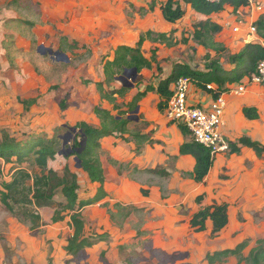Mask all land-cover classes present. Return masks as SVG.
I'll return each instance as SVG.
<instances>
[{
  "label": "rangeland",
  "instance_id": "1",
  "mask_svg": "<svg viewBox=\"0 0 264 264\" xmlns=\"http://www.w3.org/2000/svg\"><path fill=\"white\" fill-rule=\"evenodd\" d=\"M153 1L156 8L151 11ZM164 2L0 0V143L33 138L52 142L57 152L47 167L58 176L68 167L76 176L78 198L93 200L97 186L77 168L71 155L80 149V134L71 133L67 145H62L67 127L85 122L98 128L92 110L101 105L113 115L124 113L130 131L154 138L157 124L166 120V107L160 108V99L151 92L138 103L135 113L129 110L133 97L168 77L175 63L202 72L211 61H218L224 69H232L230 56L252 43L247 35L250 22L264 17V0L260 9H244L239 14L224 6L220 13L203 18L221 28L213 37L214 47L205 48L193 37L202 16L176 1L185 15L171 24L158 8ZM148 31L152 35L143 44L142 56L151 69L138 74L135 81L130 71L120 73L117 79L122 81L115 80L109 88L120 89L122 82L132 88L114 105L102 102L95 83L103 80L104 61L120 45L133 47ZM160 34L168 42H157ZM39 46L53 54L49 56L44 49L41 52L46 54H39ZM191 87L198 95L203 92ZM229 95L233 94L226 93L225 99ZM149 126L154 131L147 134ZM111 138L102 139L98 151L108 196L81 212L84 238L93 241L103 235L104 239L74 260L65 249L72 234L68 214L62 213L63 218L54 222L53 207H40L33 199L39 170L29 163L17 164L15 159L9 163L0 159V264H103L101 251L107 264H205V256L214 251L246 242L243 254L247 257L256 241H264V157H257L256 173L249 174L246 171L252 165L233 160L235 155L228 148L223 167L215 170L217 157L213 155L211 173L196 184L189 176L190 162H179L173 144H164L167 136H158L150 150L145 144L137 148L135 142H128L132 140L129 135ZM13 181L16 187L7 194L4 184ZM4 195L8 196L6 205L1 201ZM55 202H63L60 194ZM213 202L228 206L227 228L214 236L210 228L205 232L191 229V217ZM219 264L238 263L230 258Z\"/></svg>",
  "mask_w": 264,
  "mask_h": 264
},
{
  "label": "trees",
  "instance_id": "2",
  "mask_svg": "<svg viewBox=\"0 0 264 264\" xmlns=\"http://www.w3.org/2000/svg\"><path fill=\"white\" fill-rule=\"evenodd\" d=\"M176 1L189 6L195 13L207 18L223 11L226 5L232 7L235 11L247 6L246 0H222L217 4L208 3L205 0H165L164 3L159 5V8L165 21L171 24L181 20L185 15L180 6L176 5ZM155 8L156 3L153 1L149 10L153 11ZM254 25L260 42L249 43L238 54L230 56L229 63L233 66L232 69H224L218 61H211L202 72L196 71L186 64L175 63L168 77L159 79L155 87H147L145 91L139 92L133 97L129 110L136 109L138 103L151 92L160 99V108L166 107L172 97L173 86L180 78H188L198 89L210 95L211 91L207 90L209 85H212L217 93H224L229 88L242 83L246 78L256 73L258 63L264 60V17L257 20ZM220 30L221 28L218 25L208 19L202 20L195 25L193 37L198 44L205 48L214 47L213 37ZM151 35V32H146L133 47L118 46L114 50L113 56L104 61L102 68L103 80L95 83L96 91L102 102L114 105L117 98L126 96L129 88L123 86L120 89L109 88L120 73L136 69L138 75L143 70L151 69V63L142 56L143 44L147 39H150ZM156 40L157 42H168V39L163 34H160ZM217 51L221 52L220 49H217ZM213 96L216 97V95ZM61 110H65L63 102L61 103ZM92 112L99 122L98 128L91 127L85 122H78L73 127L67 128L68 130L76 129L80 131L81 140L86 139L85 146L81 152L72 155L80 162L79 169L87 175L92 183L99 185L93 200H80L78 198L77 191L79 186L76 176L70 172L68 167L63 169L62 176H58L56 172L47 167L48 162L54 159L57 152L52 142L46 144L43 139L33 138L30 141L21 143L5 139L0 143V159L4 162L9 163L12 159H15L17 164L29 163V166L39 170L40 177L35 180L36 188L33 199L40 204V207H53V221L58 222L61 220L63 218L62 213L68 214L72 234L67 240L65 249L73 260L77 259L86 248H90L97 241L104 239L103 235L93 241L84 238L85 226L81 215L82 209L96 204L107 197L104 190L105 176L98 152L101 147L100 141L103 138L114 135H120V137L129 135L133 141H127L135 142L137 148L153 142L149 135L139 130L130 131L128 129L130 122L127 118H124V113L122 112L113 115L112 110L101 105L95 106ZM242 112L245 118L249 120L257 118L255 109L244 108ZM177 127L184 138L189 137V140L180 145L179 155L189 156L193 159L194 166L189 176L193 182L200 184L206 179L212 168L213 155L208 148L195 143L184 126L177 125ZM239 146L251 150L257 157L264 155V145L248 137L240 138L237 144H230L231 153H238L240 151ZM78 147H81V143ZM15 187V181L4 184L7 194L11 193ZM57 194L61 195L63 202H55ZM1 201L6 205L8 196L4 195ZM104 206L107 207V205ZM228 224V206L225 203L216 202L200 209L189 220L191 229L196 232H205L210 228L213 236L222 232L227 228ZM247 246L246 242H241L234 248L209 253L205 256V264H219L230 258H235L238 264H264V241H256L255 246L249 250L248 256L244 257L243 253ZM99 256L102 259V263L107 264L105 252L101 251Z\"/></svg>",
  "mask_w": 264,
  "mask_h": 264
},
{
  "label": "crops",
  "instance_id": "3",
  "mask_svg": "<svg viewBox=\"0 0 264 264\" xmlns=\"http://www.w3.org/2000/svg\"><path fill=\"white\" fill-rule=\"evenodd\" d=\"M214 15H216V14H214ZM200 16H202V15H200ZM203 18H204V16H202V20H203ZM257 42H260V40L257 39L255 41H253L252 43H257ZM211 99H212V96L209 93L201 92V94L199 93V95H198L197 93H195L193 91L192 87H190V91L188 94V101L190 104L205 109V108H208V106L211 102ZM104 108H106V107H104ZM244 108L255 109V111L257 113V118L253 119V120H249V119L245 118V116L243 115V112H242V110ZM107 109H109V108H107ZM156 120H159L158 116L153 117V121L156 122ZM169 123L170 122L166 118V120L164 119L163 122L161 121L157 124L158 125L157 129L159 131L158 130L154 131V127L149 126V129L145 133H147V132L150 133L151 131H154L155 137L153 138V135L151 136L152 141L157 140L156 138L158 136H162L163 138L164 137L166 138V136H167L168 138H166V140H164V144H171V143L173 144L171 146L174 148L176 154L178 155L177 156L178 161L182 162V161L188 160L191 164V169H190V172H191L193 170V166H194L193 159L189 156H180L179 155V147H180V145H182L184 143V137L179 132L176 124H173V123L169 124ZM98 125H99V122H98ZM221 132H222V137H223L224 141L228 145L237 144L239 139L242 137H248L251 140L257 141V142L261 143L262 145H264V92H263L261 86L253 84L247 88L246 92H244L240 95H234L233 94V95H229L226 97V99H225V111H224V124H223V127L221 129ZM167 133L173 134V137L168 136ZM164 135H166V136H164ZM111 137H106V138H111ZM103 139H105V138H103ZM150 145L151 144L147 143L144 146L147 148V150L148 149L150 150L151 149ZM239 148H240L239 152L241 154L245 153V155L235 157V156H237L236 154H238L239 152L238 153H232L231 155H235L233 157V160H238V162L242 161L244 163V165H245V163H250L252 165V168L249 172L246 171V169L243 165L246 173H249V174L256 173L255 169L258 166H257V162H255V161H257V156L251 150H249L247 148L240 147V146H239ZM230 152H231V150H230ZM224 153L225 152H221V153H218L215 155L217 157V163L215 165H213V167L215 168L216 171H219L220 167H223V165L226 162L225 157H224L225 156ZM261 157H264V155ZM247 160H249L250 162H247ZM213 167H212V169H213ZM261 167L264 171V166L261 165ZM212 169H211V171H212ZM211 171H210V173H211ZM104 176H105V174H104ZM228 181L230 182V180H228ZM105 183H106V178H105ZM105 183H104V190L108 196V191H106V189H105ZM95 185L97 187H96V191L93 195V198L95 197L97 189L99 187L98 184L95 183ZM120 185H122V183ZM237 186H238V188L239 187L242 188V186H240V185H237ZM233 187H236V182H234ZM230 191H231V189L229 190V192Z\"/></svg>",
  "mask_w": 264,
  "mask_h": 264
},
{
  "label": "built area",
  "instance_id": "4",
  "mask_svg": "<svg viewBox=\"0 0 264 264\" xmlns=\"http://www.w3.org/2000/svg\"><path fill=\"white\" fill-rule=\"evenodd\" d=\"M205 1L217 4L222 0ZM246 2L247 6L245 8L237 10L238 14L240 10L244 9L251 11L260 9L258 8L260 0H246ZM255 22L252 19L247 28V35L251 38L250 42L258 39L254 25ZM234 30L237 31L238 28H234ZM253 84L261 86L264 92V60L258 63L255 74L246 78L239 85L229 88L224 93H217L212 85L207 86V90L211 91V96L216 95V97L213 96L208 108L203 109L189 103L188 94L192 85L191 80L180 78L174 84L172 97L167 103L166 118L169 122L184 126L190 133L193 141L208 148L212 155L225 152L229 148L221 132L224 124L225 94L240 95L246 92L247 88Z\"/></svg>",
  "mask_w": 264,
  "mask_h": 264
},
{
  "label": "water",
  "instance_id": "5",
  "mask_svg": "<svg viewBox=\"0 0 264 264\" xmlns=\"http://www.w3.org/2000/svg\"><path fill=\"white\" fill-rule=\"evenodd\" d=\"M42 49H44V51L45 52H47V54L50 56V55H52L53 54V52L51 51V50H49V49H45L43 46H39L38 48H37V52L39 53V54H41V55H45L46 53H43V52H41L42 51ZM131 73H132V81H135V79H136V76H137V71H136V69H130L129 70ZM116 80H118V81H122V78H116ZM122 86L123 87H126V88H132V85H126L125 83H123L122 82ZM138 110H139V108L137 107L135 110H134V112L136 113V112H138ZM71 133L72 134H76V133H80V131H77L76 129H71V130H69V133H67L64 137H61V139H62V145H63V147L64 146H66L67 145V143H68V141H69V137L68 136H71ZM85 142H86V139L84 138L83 139V141L81 142V147H80V149H78L77 150V152L78 153H80L81 152V150L84 148V146H85ZM69 154H71V152L69 153ZM72 155V154H71ZM76 161H77V168H80V162L76 159Z\"/></svg>",
  "mask_w": 264,
  "mask_h": 264
}]
</instances>
